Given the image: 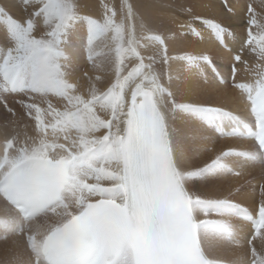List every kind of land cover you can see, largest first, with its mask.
<instances>
[{"label": "snow or ice", "instance_id": "snow-or-ice-1", "mask_svg": "<svg viewBox=\"0 0 264 264\" xmlns=\"http://www.w3.org/2000/svg\"><path fill=\"white\" fill-rule=\"evenodd\" d=\"M99 6L0 0V264H264V183L254 209L238 199L243 185L224 183L264 173V11L247 5L240 38L218 18L235 16L231 0L211 17L170 0L175 29L135 0ZM205 32L235 52V106L173 89L175 63L226 83L206 53L170 54ZM241 69L251 79L238 81ZM218 139L241 143L216 149Z\"/></svg>", "mask_w": 264, "mask_h": 264}, {"label": "bare ground", "instance_id": "bare-ground-1", "mask_svg": "<svg viewBox=\"0 0 264 264\" xmlns=\"http://www.w3.org/2000/svg\"><path fill=\"white\" fill-rule=\"evenodd\" d=\"M247 1L251 0H231L232 6L235 10V16L230 18L218 17L220 19H224V21L229 24L236 32L237 36L243 38L245 35V28H241L244 13L246 12ZM255 2L254 8L260 12L264 11V0H252ZM87 5V11L94 14L99 15L102 9L99 6V0H84ZM109 3H113V0H107ZM116 2V1H115ZM114 2V3H115ZM193 2L197 3L198 6L196 11L204 15L206 17H211L219 10L220 0H193ZM135 3L138 9L144 13L147 17L152 19L156 23L163 22L167 27L175 29L176 25L170 23V17L168 15V9L162 7L170 3V0H135ZM208 5H214L215 8L210 7ZM15 10V9H13ZM15 12V11H14ZM20 12V11H19ZM17 14V13H16ZM20 14V13H19ZM19 16V15H18ZM3 26L0 25V29ZM204 40L198 41V39L194 36H187L184 38H178L174 43H170V54L182 55L185 51L189 52H204L207 55L213 58L215 64L218 65L220 71L227 78L229 76V61L228 57H231L230 53H224L218 44L209 37L208 33H204ZM239 45L238 40L234 41V46ZM225 55V56H222ZM227 57V58H226ZM254 58V57H253ZM249 59H252L251 55H249ZM81 66L86 67L87 70L90 66L87 64L86 60L83 58L80 61V70ZM84 69V68H83ZM82 71V70H81ZM174 73L179 72L181 75V79L175 81L173 84V89L175 91L185 92L188 94V98L190 99H198L202 102H214L211 104L216 105H225V106H235L237 102V94L233 89H230L228 85L221 86L217 83L215 77L208 74V82H203L202 79L197 78L195 76H187L183 71V66L180 63H175L173 65ZM108 77H106L107 79ZM213 100V101H211ZM4 133V128L0 126V139H2ZM240 143L233 141H221L218 139L217 143L214 145L216 149L226 148L227 146H236ZM208 159V154L202 156L199 160L196 161L197 164L202 163L204 160ZM252 177L257 179L259 182H264V176H262L260 170H254ZM253 178V179H254ZM252 178L247 177H230L227 178L224 183L236 185H243V187L249 188L248 191L246 189L244 193V202L245 206L255 207V203L259 200V194L256 190L253 189V186L248 185V181L254 182ZM251 184V183H249ZM242 198V197H241ZM240 200V199H239ZM242 202V201H241ZM0 260L4 258V245L0 243ZM214 252L217 255L224 256L229 259H234L236 256L240 255V250L238 249H214Z\"/></svg>", "mask_w": 264, "mask_h": 264}, {"label": "rangeland", "instance_id": "rangeland-1", "mask_svg": "<svg viewBox=\"0 0 264 264\" xmlns=\"http://www.w3.org/2000/svg\"><path fill=\"white\" fill-rule=\"evenodd\" d=\"M116 1V2H115ZM260 1V0H259ZM117 3V4H119L120 3V0H113V3ZM256 2V1H255ZM255 2H253L252 0L251 1H247V4L246 5H248V4H252V6L254 7L255 6ZM261 2V1H260ZM15 9V8H14ZM13 11V14L14 15H21V13L19 12V10L18 9H15V10H12ZM15 11V12H14ZM17 13V14H16ZM20 13V14H19ZM244 17H245V13H244ZM226 23V22H225ZM227 24V23H226ZM243 24H244V19H243V22H242V25H241V28H244V26H243ZM222 50V49H221ZM223 51V50H222ZM224 52V51H223ZM225 54H226V52H224ZM222 56H225V55H223L222 54ZM227 58V57H226ZM85 60V59H84ZM228 61H229V65H230V62H231V60H230V56L228 57ZM81 70L83 71V70H86L85 68L86 67H82L81 66ZM84 68V69H83ZM230 88V87H229ZM231 89V88H230ZM9 100H11V101H13L12 99H9ZM211 101H213V100H211ZM211 103H214V102H211ZM10 106H12V107H15L16 109H17V111H20V109H19V106L18 105H15V104H13V103H10ZM8 119V114L5 112V110L3 109V107L2 106H0V126H2L3 127V125H4V123H5V121ZM256 170H258V169H256ZM249 185H253V188H255L256 189V186H255V183H251V184H249ZM247 189V191H248V189L249 188H246ZM242 197V198H241ZM238 199H240V201H242L244 204H245V202L243 201L244 200V195H242V196H239L238 197ZM243 199V200H242ZM1 245V244H0ZM3 245V244H2ZM4 249V248H3Z\"/></svg>", "mask_w": 264, "mask_h": 264}]
</instances>
